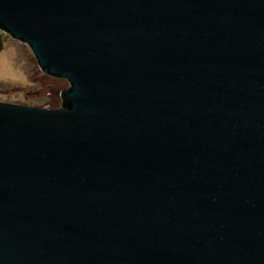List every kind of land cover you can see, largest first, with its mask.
<instances>
[{"label": "water", "instance_id": "obj_1", "mask_svg": "<svg viewBox=\"0 0 264 264\" xmlns=\"http://www.w3.org/2000/svg\"><path fill=\"white\" fill-rule=\"evenodd\" d=\"M68 79L0 101V264H264V0H0Z\"/></svg>", "mask_w": 264, "mask_h": 264}, {"label": "rangeland", "instance_id": "obj_2", "mask_svg": "<svg viewBox=\"0 0 264 264\" xmlns=\"http://www.w3.org/2000/svg\"><path fill=\"white\" fill-rule=\"evenodd\" d=\"M70 87L42 71L28 44L0 30V101L60 108Z\"/></svg>", "mask_w": 264, "mask_h": 264}]
</instances>
